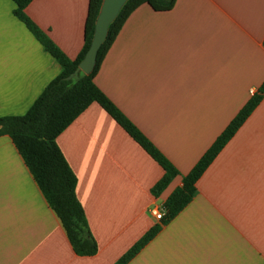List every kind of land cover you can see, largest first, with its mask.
<instances>
[{
	"label": "crops",
	"instance_id": "obj_1",
	"mask_svg": "<svg viewBox=\"0 0 264 264\" xmlns=\"http://www.w3.org/2000/svg\"><path fill=\"white\" fill-rule=\"evenodd\" d=\"M0 0V116L23 115L62 66ZM89 0H32L25 14L71 59ZM180 174L163 167L98 103L57 137L98 244L75 252L8 134L0 135V264H114L264 81V0L139 5L94 78ZM191 201L126 264H264V96L198 179Z\"/></svg>",
	"mask_w": 264,
	"mask_h": 264
},
{
	"label": "trees",
	"instance_id": "obj_2",
	"mask_svg": "<svg viewBox=\"0 0 264 264\" xmlns=\"http://www.w3.org/2000/svg\"><path fill=\"white\" fill-rule=\"evenodd\" d=\"M13 1L16 3L15 14L58 59L62 70L47 84L25 114L0 116V135L8 134L12 138L45 198L60 218L75 252L80 255H93L98 251V244L89 230L85 210L76 194L78 178L58 145L57 137L91 103L98 102L163 167L164 174L152 189L155 194L163 191L173 178L180 174L178 168L117 107L94 80L121 27L139 5L148 3L155 10H168L173 7L176 0H128L109 25L107 37L98 50L94 69L75 80L68 77L84 58L91 44L95 21L103 0H89L85 44L75 59L69 58L25 14L24 9L32 0ZM263 96L264 81L193 168L182 177V184L167 197L163 204L166 211L160 222L152 225L114 264H126L159 232L162 224L173 219L191 201L197 190L198 179L257 107Z\"/></svg>",
	"mask_w": 264,
	"mask_h": 264
},
{
	"label": "water",
	"instance_id": "obj_3",
	"mask_svg": "<svg viewBox=\"0 0 264 264\" xmlns=\"http://www.w3.org/2000/svg\"><path fill=\"white\" fill-rule=\"evenodd\" d=\"M128 0H103L100 11L97 15L95 21V29L91 44L84 56V58L79 62L78 66L68 78L78 79L82 75L89 74L94 69L97 53L105 41L109 25L118 16L121 8Z\"/></svg>",
	"mask_w": 264,
	"mask_h": 264
},
{
	"label": "built area",
	"instance_id": "obj_4",
	"mask_svg": "<svg viewBox=\"0 0 264 264\" xmlns=\"http://www.w3.org/2000/svg\"><path fill=\"white\" fill-rule=\"evenodd\" d=\"M255 90H252V92H254ZM165 208L164 205H155L151 208V213L153 214V216L160 220L164 214H165Z\"/></svg>",
	"mask_w": 264,
	"mask_h": 264
}]
</instances>
